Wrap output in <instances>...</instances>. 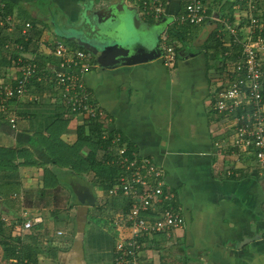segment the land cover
Wrapping results in <instances>:
<instances>
[{
    "label": "crops",
    "instance_id": "obj_1",
    "mask_svg": "<svg viewBox=\"0 0 264 264\" xmlns=\"http://www.w3.org/2000/svg\"><path fill=\"white\" fill-rule=\"evenodd\" d=\"M8 1L12 11L7 17L13 21L8 29L18 26L21 30L29 18L34 21L29 22L27 30L35 46L29 47L27 57L33 53L43 55L54 64L52 49L58 40L73 48L79 40H84L79 37L80 33L111 39L112 35L108 34L116 22L98 23L92 12L120 0H45L43 6L36 4L40 0ZM124 1L137 8L140 20L137 27L141 33L156 30L155 42L158 39L163 42L174 25V17L188 0H161L163 12L159 18L143 12L142 0ZM204 2L207 13L232 17V20L241 16L245 7L238 0L224 1V5L233 4L232 11L221 0ZM22 18L26 19L22 21ZM240 24L245 27L246 21L240 19ZM201 25L200 35L195 37V28L191 29L195 25L187 27L183 33L187 42L176 51L172 65L164 64L160 58L113 68L92 62L84 81L92 99L106 115L109 129L119 133L124 143L131 144L138 153L151 157L163 167L167 185L182 206L184 227L170 236H155L153 244L144 252L147 262L166 264L161 260V249L164 243L177 239L174 253L177 261L184 260L183 264H264V168H258L250 156L229 148L219 153L213 145L214 141L232 135L227 119L212 111L208 100L210 91L224 75V66L221 70L217 66L228 35L220 32L222 24L217 20L208 19ZM211 34L220 43L215 49L219 54L211 56L209 53L214 49H207L205 56L203 44ZM208 60L217 63L214 71ZM13 78L11 75L7 82ZM10 106L13 117L15 114L19 120L12 127L0 114V151H9L8 163L14 172L5 175L0 168V188L14 183L19 190L9 197L0 191V210H7L3 198L6 195L14 199L9 205L14 215L20 216L28 208L31 213L41 215L44 222L42 211L53 212L56 207L52 198H46L52 196L46 190L56 187L59 191L71 192L74 189L77 202L76 181L92 176L90 173L80 176L65 164L51 163L53 148L60 145L64 151L65 146L75 145L79 122L63 113V107L50 98H42L40 103L22 98L12 100ZM78 152L86 155L88 147L82 145ZM67 162L62 159V163ZM228 167L238 175H226L224 169ZM29 190L45 197L40 198L43 202L37 204L38 199L37 203L26 205L24 194ZM15 229L13 234L20 233ZM71 241L70 248L57 258L59 264H83L84 258L74 251L78 250V239L75 243Z\"/></svg>",
    "mask_w": 264,
    "mask_h": 264
},
{
    "label": "built area",
    "instance_id": "obj_2",
    "mask_svg": "<svg viewBox=\"0 0 264 264\" xmlns=\"http://www.w3.org/2000/svg\"><path fill=\"white\" fill-rule=\"evenodd\" d=\"M238 1L245 7L242 15L232 20L207 13L204 0H188L173 23L176 26L196 25L211 19L222 24L220 32L225 31L228 35L222 53L225 71L214 87L211 110L227 119L232 135L214 141L213 145L219 153L229 148L250 156L258 168H264V0ZM2 6L0 3V8ZM142 7L144 13L155 18L163 12L161 0H143ZM240 19L246 21L245 27L240 24ZM29 27L30 23H25L23 33ZM162 44L160 59L164 64L172 65L176 50L165 39ZM52 54L56 58L54 64L40 68L30 59L19 66L20 73L14 76L12 83L0 84V111L6 112V100L23 97L28 92L30 79L38 73L37 80L51 83L56 101L59 100L73 115L82 120L102 118L104 112L92 99L84 81V74L93 66L88 55L59 40L53 45ZM18 60L22 61L21 58ZM35 98L29 97L30 100ZM8 121L15 126L13 116ZM120 142L121 136L117 133L112 143L117 145L115 159L120 173L108 195H122L130 205L125 211L117 212L113 223L117 227V237L111 251V264H150L144 252L153 244L154 237L170 236L184 227L182 206L177 202L176 193L167 185L163 167L151 157L130 150L125 144L119 145ZM224 173L238 175L232 167L224 169ZM20 218L19 232L29 231L43 222L41 215L31 213L28 208L22 210ZM56 234L63 233L57 230Z\"/></svg>",
    "mask_w": 264,
    "mask_h": 264
},
{
    "label": "rangeland",
    "instance_id": "obj_3",
    "mask_svg": "<svg viewBox=\"0 0 264 264\" xmlns=\"http://www.w3.org/2000/svg\"><path fill=\"white\" fill-rule=\"evenodd\" d=\"M45 0H40L38 2H36L37 5H42L44 4ZM222 3L224 4V1L226 0H221ZM26 18H22V21L25 20ZM6 21H3V19H1L0 21V26L1 27H5L7 32H11L14 31L13 28L8 29L9 27H11V25H13V21L10 22V19H8L7 17L5 18ZM94 20V19H93ZM8 22H10L8 24ZM97 22V21H96ZM194 26V25H193ZM203 26L201 24H196L194 27H191V29H194L193 32V36L195 37L196 35L199 36L200 35V27ZM15 28V27H14ZM70 32L75 33L73 30L70 29ZM0 33H2V31H0ZM146 34L147 39H149L151 42L153 41H157V33L156 30H151V31H145L144 32ZM4 34V33H3ZM2 34V35H3ZM95 35V34H94ZM98 35V34H97ZM96 36V35H95ZM92 36L91 33L89 35H87L86 33H80L81 38H83L84 40H81V44L79 42V44L87 51L88 56L91 59H95L94 54L89 50L88 47V41H92L96 38L99 37H95ZM99 36V35H98ZM14 39V37L12 38ZM63 39H65L63 37ZM88 40V41H87ZM109 40L108 42H112V40ZM106 40V41H107ZM169 45L173 46L174 48L178 47L181 48L182 47V43L181 39L176 37V36H170V38L166 39L165 42H167ZM160 39H158V43H159ZM7 44V45H6ZM4 44V48L7 49V51L5 50V52H3L2 54H0V84H4V83H8L6 81H8V79H10L11 75H16L20 73V67L19 66H15L17 65V61H14V55L11 54V51H14V42L13 41H7V43ZM55 44V43H54ZM160 47L162 48L164 46V44H162V40L160 41ZM35 46V44H34ZM31 45L30 49H32V47H34ZM2 55V56H1ZM22 56L27 57L26 53H21ZM208 63L210 65H212L211 71L215 70V66L217 63L208 60ZM214 66V67H213ZM14 67V68H13ZM14 73V74H13ZM47 75V74H46ZM6 76H9V78H5ZM4 80H3V78ZM219 77V76H217ZM212 78H216L215 76H212ZM47 84H49V82H47ZM53 88V87H52ZM52 88H47L44 89V92L46 94H42L41 96L38 95L37 93H30L27 92L24 96L25 99L30 97V95H33L34 97H36L35 99L31 100V101H35L36 103H40V100H42V98H50V100L55 103L56 105H61L62 104L58 101H56L55 97L52 95L53 89ZM48 89L52 90L49 91ZM43 92V93H44ZM210 97H209V101L210 103L213 102V91H210ZM36 95V96H35ZM23 96V97H24ZM10 105V104H9ZM63 109L67 110L66 107H63ZM67 114L71 117H74V119H77L79 124L83 121L79 116L73 115V113L71 112H67ZM13 116L11 113V106H8L6 113L4 115V119L8 122V118ZM14 120H15V125L18 119L17 115L14 114ZM101 120L103 122L106 123V115H104ZM116 148L117 145L115 146H111V154L115 155L116 153ZM103 151L100 153V158L103 155ZM10 157H9V151L7 150H3L0 152V168L5 171V175H12L14 170L11 169V165L9 166V161ZM3 160L5 161V163H3ZM2 174H0L1 176ZM83 180V179H82ZM84 182H86L89 187H90V191L91 194L94 196V201L95 203L98 204V206L94 205V206H84V205H80V206H76L75 204H73V202L75 203V190L73 189L71 192H66V191H59L55 190L54 191H47L49 192L52 196L51 197H46V198H52V200L55 202V211L50 212L51 210H44L42 211L45 214V224L48 225V239L49 237L53 238V236H51V234L54 233V231L56 230H61L62 233L64 234V236H58L56 242H53V240L51 241V243L48 244H43L40 243L39 245V249L42 251H47L48 253H51V249H59V250H64L67 249L71 243H70V239H72L73 243H75V241L78 239V250H74L77 254L80 255L84 258L83 260V264H106L107 262V258L110 257L109 253L111 250V245L107 246L108 244L105 241V238L107 236H109V238L111 239L113 236V232L115 233V238L117 237V231H116V226L113 224L114 221L116 220L117 216V210L116 208H113L111 206L110 202V197L103 194V192L100 190V188L96 185H93L92 183V176H88L86 178V180H83ZM1 182V179H0ZM80 182H78V180L76 181L74 188H78ZM2 185V184H1ZM5 187L0 188V191L2 192H6V195L13 193L14 191L17 192L19 190V187L14 184V183H10L9 185H3ZM28 193V194H27ZM60 193V194H59ZM6 195H4V204L7 207V210L3 211L0 210V219H2L5 224H6V234L8 232V234L12 233L14 231H17V229H14V224H16L17 220H19L20 216L15 214L14 212H12V208L13 207H9V205L14 203V199L13 198H8ZM25 197V201L27 202L26 205L31 204V203H37V200L39 199V203L37 204H41L43 201L40 199V197H38L37 195H34L33 190H29L26 191L24 194ZM14 196V195H13ZM45 198V197H44ZM57 213V217H53V213ZM88 216V217H86ZM48 219V220H46ZM79 224V230L77 229V226ZM10 232V233H9ZM22 233V232H21ZM58 235V234H57ZM81 235V236H80ZM67 236V238H66ZM50 238V240H51ZM74 238V239H73ZM76 238V239H75ZM108 238V237H107ZM71 241V242H72ZM14 241L12 239H9V245H13ZM56 243V244H55ZM179 241H177V239L172 240L169 243H164V247L161 249V260L163 263L166 264H171L172 261H176L178 263L175 262V264H183L182 258L180 260L177 261V257L176 254L174 252H176V247L178 246ZM52 245H56V246H52ZM62 253V251H60V254ZM38 262L37 264H59L58 261H56L57 259L51 257V255H48L46 253L43 254H38ZM7 252L5 251L3 246H0V263H4L7 262ZM61 264V263H60ZM73 264V263H70ZM185 264V263H184Z\"/></svg>",
    "mask_w": 264,
    "mask_h": 264
},
{
    "label": "trees",
    "instance_id": "obj_4",
    "mask_svg": "<svg viewBox=\"0 0 264 264\" xmlns=\"http://www.w3.org/2000/svg\"><path fill=\"white\" fill-rule=\"evenodd\" d=\"M142 1H141V4H142ZM0 3L3 4V6L0 8V20L3 19V21H6L5 20L6 16L10 15L12 11L11 4L9 3L8 0H0ZM223 6L224 7L229 6L228 7L229 10L232 11V7H233L232 3L231 4L227 3L225 5L223 4ZM229 15H232V14H229ZM29 20L32 23H34L33 19L29 18ZM191 26H193V24L182 25V26H176L174 24L167 31L166 39L170 38V36H176L181 39V42L183 43L187 42L185 38V34L183 33L187 31V27H191ZM0 31H2V33H0V54L5 52V50L7 51V49L4 48V44H6L7 41H13L14 51H11V54L14 55L13 56L14 61L15 62L17 61V65L15 66H21L29 62L30 59H33V61L36 62L40 68H44L47 63H51V64L53 63V60L51 59L49 60V57H45L43 55L33 53L34 50L30 51L34 54L30 58L24 57L21 55V53H26L29 47L33 44L31 42L32 39L29 36L28 30H27L28 32L23 33V29L20 30L19 27L16 26V28H14V31L7 32L5 27L0 26ZM13 37L14 39H12ZM166 43H168V40ZM219 46H220V43L215 39V34L213 35L211 34L209 38L206 40V43L203 44L205 56H207L205 53V50L207 49H214L212 53H209L211 56H215L219 54V52L215 50L216 48H219ZM73 48L81 49L87 54V51L79 43H77ZM175 49L176 51L179 50L178 47H176ZM225 49L226 47H223L222 51ZM19 58H21L22 61H19L18 60ZM89 60L91 63L94 62L95 64H98L96 59L93 60L89 57ZM223 61L224 59H222L221 57V62L217 66V70L223 69ZM37 75L38 73L35 76H33L30 79L29 83L27 84L28 92L37 93L38 95L41 96L44 92V89H46V87L51 88V85H50L51 83L47 84V82L43 80H37ZM15 83L16 82H13V84ZM22 98H25V96L21 97L20 99ZM12 100L17 101V99L6 100L7 108L8 106H10L9 104L11 103ZM34 103L36 102L34 101ZM58 106H61V105H58ZM62 110H63V113L69 112L68 110H65V109H62ZM5 113L6 112L0 111V114L3 117ZM76 132H77V140H76L75 145L65 146L67 147V149H65L64 151L62 150L63 149L62 146L57 145V147L51 150V153H50L51 163L52 164H65L70 170L75 171L80 176H82L84 173L92 174L93 185L98 186L100 190L103 192V194L109 196L108 191L110 187L116 182L118 175L120 173L119 165L116 162L115 155L111 154L112 152L111 146H114V145L116 146L115 143H112V139L117 132L110 130L108 127V124L103 122L101 118H98L95 120L84 119L80 124L77 125ZM124 141L125 140L123 139V137H121V142L119 143V145L125 144L130 150H136V148H134L131 144L124 143ZM61 145L63 144L61 143ZM82 145H86L88 147V152L86 155H83V154L81 155L78 152ZM102 151L104 154L100 158V152ZM62 159H64V162L66 161H69V162L62 163ZM231 176L234 177L233 175ZM55 188L53 187L49 191H54ZM55 190H58V189H55ZM109 197H110L109 203L111 204L113 208H116L117 211H125L130 205L129 200L122 195L109 196ZM40 198H44V197L40 196ZM73 204H75L76 206H80L79 204H76V202ZM94 205L98 206L97 203H94ZM55 210L56 209H54V211ZM52 216L57 217L58 215L55 212L53 213ZM20 224H21V218H19L16 224H14V229L15 227L18 228ZM47 229H48V225H46L44 221L42 223L35 225L29 231H24L22 233L20 232L19 234H13V235L10 232H9L10 234H8V232L6 234V224L2 219H0V246L4 247L8 255L7 262H4L3 264H37L38 262L37 255L40 253L41 254L46 253L48 255H51V257L57 259L60 255V251L64 252L70 248L69 246L67 249H64V250L51 249V253L40 250L39 249L40 243L48 244L49 246V243H51L52 240L53 242H56L59 236L56 234V230H55L54 233L51 234L53 238L49 237L48 239ZM115 233L116 232H113V236L111 239L109 238V236H107L108 238L107 237L105 238V241L108 244L107 246L111 245L110 252L112 251L115 241H116ZM62 235L64 236V234H61L60 236ZM9 239H12L14 241L13 245L11 244L9 245ZM52 246H56V245H52ZM109 255L110 257L107 258L106 264H111L112 253H109Z\"/></svg>",
    "mask_w": 264,
    "mask_h": 264
},
{
    "label": "water",
    "instance_id": "obj_5",
    "mask_svg": "<svg viewBox=\"0 0 264 264\" xmlns=\"http://www.w3.org/2000/svg\"><path fill=\"white\" fill-rule=\"evenodd\" d=\"M96 21L107 23L116 22V26L109 31L112 42L102 36L88 42L89 50L101 67L113 68L119 65H130L139 62H147L161 56V47L158 42H151L146 34L138 29L140 21L138 10L135 6L127 5L124 0L110 3L107 7H101L92 12ZM162 21H166L162 19ZM107 36V35H106ZM107 40V41H106ZM81 44V40H79ZM76 204L93 206L94 196L91 194L89 185L80 180L77 188Z\"/></svg>",
    "mask_w": 264,
    "mask_h": 264
},
{
    "label": "flooded vegetation",
    "instance_id": "obj_6",
    "mask_svg": "<svg viewBox=\"0 0 264 264\" xmlns=\"http://www.w3.org/2000/svg\"><path fill=\"white\" fill-rule=\"evenodd\" d=\"M160 58V57H159Z\"/></svg>",
    "mask_w": 264,
    "mask_h": 264
}]
</instances>
